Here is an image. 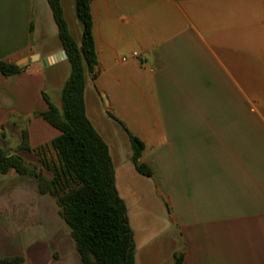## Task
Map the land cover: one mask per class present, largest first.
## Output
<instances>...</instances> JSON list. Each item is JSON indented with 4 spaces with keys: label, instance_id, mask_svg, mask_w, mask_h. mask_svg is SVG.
Returning a JSON list of instances; mask_svg holds the SVG:
<instances>
[{
    "label": "crops",
    "instance_id": "1",
    "mask_svg": "<svg viewBox=\"0 0 264 264\" xmlns=\"http://www.w3.org/2000/svg\"><path fill=\"white\" fill-rule=\"evenodd\" d=\"M60 5L80 46L74 0ZM90 13L96 66L85 113L94 102L114 123L109 114L143 125L129 133L151 176L134 170L155 185L176 230L172 264L178 253L182 264H264V0H90ZM62 53L46 0H0V61L22 65L0 73V148L19 120L27 154L59 136L35 115L48 109L44 96L61 112ZM13 256L81 264L54 202L10 171L0 175V259Z\"/></svg>",
    "mask_w": 264,
    "mask_h": 264
},
{
    "label": "trees",
    "instance_id": "2",
    "mask_svg": "<svg viewBox=\"0 0 264 264\" xmlns=\"http://www.w3.org/2000/svg\"><path fill=\"white\" fill-rule=\"evenodd\" d=\"M46 2L70 65V74L61 92V112L44 96L48 109L35 117L42 118L60 134L48 145L33 151L38 157V165H30L18 155L32 152L25 128L20 132L14 154L0 148V175L13 171L36 181L39 194L54 202L81 264H135L132 231L128 225L126 207L115 189L108 147L85 113L83 94L86 75L94 77L96 66L90 0H74L75 16L81 25L80 46L68 30L60 0ZM21 70L14 64L0 61V73L5 77L15 76ZM109 117L128 136L131 162L136 172L150 177V170L139 163L143 143L115 117L110 114ZM48 153H52V156L48 157ZM43 171L48 172L50 177H45ZM182 261L183 253L173 256V264H182ZM23 262L21 256L0 259V264Z\"/></svg>",
    "mask_w": 264,
    "mask_h": 264
},
{
    "label": "rangeland",
    "instance_id": "3",
    "mask_svg": "<svg viewBox=\"0 0 264 264\" xmlns=\"http://www.w3.org/2000/svg\"><path fill=\"white\" fill-rule=\"evenodd\" d=\"M93 103H88L87 115L109 149L116 189L125 204L134 234L136 264H172L171 254L176 246V230L169 224L168 211L157 195V188L150 179L135 172L134 165L129 160V142L121 126L107 119L100 107ZM123 125L131 134L143 131L141 124ZM16 126V130L7 128L6 143H3V148L10 154L15 151L17 139H20V132L25 129L26 121L19 120ZM20 155L27 164L38 165L37 156L26 152ZM43 174L50 177L46 171Z\"/></svg>",
    "mask_w": 264,
    "mask_h": 264
},
{
    "label": "water",
    "instance_id": "4",
    "mask_svg": "<svg viewBox=\"0 0 264 264\" xmlns=\"http://www.w3.org/2000/svg\"><path fill=\"white\" fill-rule=\"evenodd\" d=\"M62 55L64 56V58H65V54L64 53H62ZM34 59L35 60H37V58L36 57H34ZM50 61L49 60H46V61H41V63H42V65H46V64H48ZM16 66H18V67H21L22 65L21 64H16Z\"/></svg>",
    "mask_w": 264,
    "mask_h": 264
},
{
    "label": "built area",
    "instance_id": "5",
    "mask_svg": "<svg viewBox=\"0 0 264 264\" xmlns=\"http://www.w3.org/2000/svg\"><path fill=\"white\" fill-rule=\"evenodd\" d=\"M132 56H133V57H136L137 55H136V53H133ZM125 61H126L125 58H121V62H125Z\"/></svg>",
    "mask_w": 264,
    "mask_h": 264
}]
</instances>
